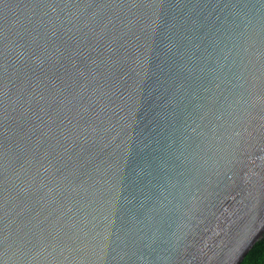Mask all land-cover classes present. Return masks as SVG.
<instances>
[{
  "label": "water",
  "instance_id": "95a60500",
  "mask_svg": "<svg viewBox=\"0 0 264 264\" xmlns=\"http://www.w3.org/2000/svg\"><path fill=\"white\" fill-rule=\"evenodd\" d=\"M264 233V0H0V264H239Z\"/></svg>",
  "mask_w": 264,
  "mask_h": 264
},
{
  "label": "trees",
  "instance_id": "16d2710c",
  "mask_svg": "<svg viewBox=\"0 0 264 264\" xmlns=\"http://www.w3.org/2000/svg\"><path fill=\"white\" fill-rule=\"evenodd\" d=\"M239 264H264V233L248 250Z\"/></svg>",
  "mask_w": 264,
  "mask_h": 264
}]
</instances>
